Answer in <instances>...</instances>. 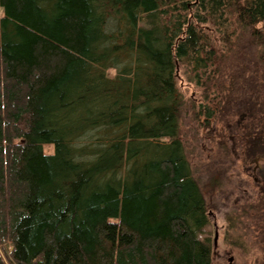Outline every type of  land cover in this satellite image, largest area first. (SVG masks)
Returning a JSON list of instances; mask_svg holds the SVG:
<instances>
[{
	"label": "trees",
	"instance_id": "trees-1",
	"mask_svg": "<svg viewBox=\"0 0 264 264\" xmlns=\"http://www.w3.org/2000/svg\"><path fill=\"white\" fill-rule=\"evenodd\" d=\"M0 10V264H211L179 74L215 95L216 35L228 44L235 32L264 74V0H0ZM211 111L196 114L209 122ZM263 203L250 208L261 218Z\"/></svg>",
	"mask_w": 264,
	"mask_h": 264
},
{
	"label": "rangeland",
	"instance_id": "rangeland-1",
	"mask_svg": "<svg viewBox=\"0 0 264 264\" xmlns=\"http://www.w3.org/2000/svg\"><path fill=\"white\" fill-rule=\"evenodd\" d=\"M232 34L228 44L216 35V58L208 66L206 87L215 95L209 91L204 99L199 78L181 69L178 88L185 105L179 133L207 204L208 224L200 238L210 243L211 264H264V211L261 218L250 210L264 202V174L259 173L264 150L255 155L252 148L264 145V74L247 38ZM201 105L215 114L209 122L196 114Z\"/></svg>",
	"mask_w": 264,
	"mask_h": 264
},
{
	"label": "water",
	"instance_id": "water-1",
	"mask_svg": "<svg viewBox=\"0 0 264 264\" xmlns=\"http://www.w3.org/2000/svg\"><path fill=\"white\" fill-rule=\"evenodd\" d=\"M229 260V263H232L233 262V260L230 258V259H228Z\"/></svg>",
	"mask_w": 264,
	"mask_h": 264
},
{
	"label": "flooded vegetation",
	"instance_id": "flooded-vegetation-1",
	"mask_svg": "<svg viewBox=\"0 0 264 264\" xmlns=\"http://www.w3.org/2000/svg\"><path fill=\"white\" fill-rule=\"evenodd\" d=\"M217 240V239H216ZM216 242V241H215Z\"/></svg>",
	"mask_w": 264,
	"mask_h": 264
}]
</instances>
